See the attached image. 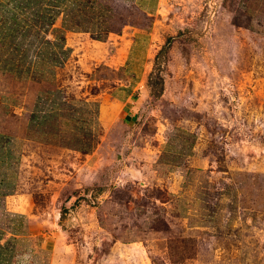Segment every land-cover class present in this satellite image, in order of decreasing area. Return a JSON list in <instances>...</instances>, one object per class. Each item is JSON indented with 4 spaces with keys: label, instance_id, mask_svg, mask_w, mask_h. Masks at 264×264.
Masks as SVG:
<instances>
[{
    "label": "rangeland",
    "instance_id": "1",
    "mask_svg": "<svg viewBox=\"0 0 264 264\" xmlns=\"http://www.w3.org/2000/svg\"><path fill=\"white\" fill-rule=\"evenodd\" d=\"M60 7L63 66L0 71V134L17 160L0 159L14 181L0 264H264V0ZM55 90L98 104L89 153L63 146L79 136H56L54 119L27 128Z\"/></svg>",
    "mask_w": 264,
    "mask_h": 264
},
{
    "label": "trees",
    "instance_id": "2",
    "mask_svg": "<svg viewBox=\"0 0 264 264\" xmlns=\"http://www.w3.org/2000/svg\"><path fill=\"white\" fill-rule=\"evenodd\" d=\"M45 2L52 6H48ZM63 3L64 0H0L1 72L11 73L19 78L36 79L41 64V67L46 69L45 62L49 63L47 70L51 74L54 73V68L63 66L68 59L70 49L65 47V37L61 31H58L60 34H57V29L53 28ZM86 18V15H82V20ZM80 20L81 18H78L76 22L80 23ZM62 25L65 29L76 30L72 28L73 26L68 25L66 20ZM84 28L87 29L86 26ZM48 32L54 35V40L47 38L46 33ZM33 48H39V50L33 52ZM90 105L93 106L92 111H94L97 121V103L82 102V107H76L66 102L60 90L39 94L30 112L27 128L30 130L34 127L40 130V128L50 125L51 120L54 119L51 128L56 136L65 132V126L69 128V131L79 136L75 138L77 141L75 140L74 143H65L63 146L82 153H89L97 143L98 136L95 132L96 124L93 121L88 123L86 130L84 129L85 118L89 113L87 106ZM65 115L71 120L67 124L62 121ZM57 122L60 125H56ZM14 144L10 136L0 134V159L2 161L9 160L6 163L8 165L4 164V161L2 163L9 169L14 167L12 161H17L14 158ZM2 168H0V201L3 196L12 193L14 184V181L9 179L8 173H5L7 169ZM1 235L0 232V240ZM2 254L0 245V257Z\"/></svg>",
    "mask_w": 264,
    "mask_h": 264
},
{
    "label": "crops",
    "instance_id": "3",
    "mask_svg": "<svg viewBox=\"0 0 264 264\" xmlns=\"http://www.w3.org/2000/svg\"><path fill=\"white\" fill-rule=\"evenodd\" d=\"M144 11H146V10H144ZM147 12V11H146ZM147 13H149L150 14V12H147Z\"/></svg>",
    "mask_w": 264,
    "mask_h": 264
}]
</instances>
